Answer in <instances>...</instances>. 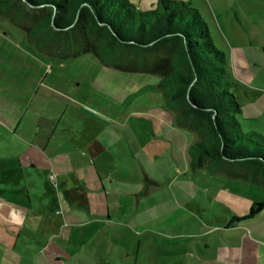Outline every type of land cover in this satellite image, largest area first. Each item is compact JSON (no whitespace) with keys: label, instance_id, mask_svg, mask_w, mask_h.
<instances>
[{"label":"rangeland","instance_id":"rangeland-1","mask_svg":"<svg viewBox=\"0 0 264 264\" xmlns=\"http://www.w3.org/2000/svg\"><path fill=\"white\" fill-rule=\"evenodd\" d=\"M195 4L215 46L228 58L227 78L243 107L237 116L243 131L264 137V46L252 45L256 35L264 42V0H196ZM42 14L25 7L21 17L16 12L11 17L0 15V264H97L75 242L73 234L78 230L80 235L82 228L67 225L60 204L65 195L53 177L66 170L71 158L81 156L84 161L87 146L73 145L72 140L83 145L93 137L107 140L118 160L100 163L97 170L103 184L110 185L115 177L127 192H91L93 202H102L111 216L123 215L125 220L101 229L90 226L85 236L114 238L117 242H107L112 248L99 245L102 253L118 257L116 264H122L121 249H127L130 264H221L222 243L229 252L230 245L237 251L243 246L251 250L250 243L243 245L245 233L260 242L264 264V210L226 231L216 227L235 212L217 198L216 190L236 188L242 197L262 202L264 180L257 178L263 186L217 180L221 184L216 189L203 191L190 166L189 146L196 135L179 127L183 139L176 143L171 139L178 124L175 111L165 104L161 77L106 65L92 52L79 54L74 45L69 56L60 48L50 54L31 42L22 28L32 27ZM236 46L246 50L247 65L234 63ZM235 64L241 72L238 81ZM250 89L259 93L251 98ZM123 124L128 125V137L117 130L124 132ZM48 139L59 143L56 150L44 148ZM141 166L159 185L146 187ZM180 171L190 176H181ZM180 209L192 221L179 219ZM174 235L180 241L166 242ZM62 244L70 250L66 260L58 252ZM246 257L255 258L248 253Z\"/></svg>","mask_w":264,"mask_h":264},{"label":"trees","instance_id":"trees-1","mask_svg":"<svg viewBox=\"0 0 264 264\" xmlns=\"http://www.w3.org/2000/svg\"><path fill=\"white\" fill-rule=\"evenodd\" d=\"M25 7L43 14L32 27H20L50 54L60 48L69 56L74 45L79 54L92 52L120 70L159 75L166 106L198 136L189 150L193 170L264 180V137L243 131L237 117L243 107L227 78L228 58L190 1L158 0L142 10L129 0H0V15L21 17ZM151 185L157 182L147 177L146 187ZM263 210L264 201L256 202L226 227Z\"/></svg>","mask_w":264,"mask_h":264},{"label":"crops","instance_id":"crops-1","mask_svg":"<svg viewBox=\"0 0 264 264\" xmlns=\"http://www.w3.org/2000/svg\"><path fill=\"white\" fill-rule=\"evenodd\" d=\"M157 1L158 0H156V2H151L150 0H138L136 1L135 4H137L142 10H146V9H151V7L153 8L157 4ZM184 1H190L193 4V6H196L195 4L196 0H184ZM252 45H255L257 48L258 47L260 48L261 46H264V42L260 40V38L257 37L256 35L255 37L252 38ZM233 49H234L233 50V61H235L234 63H238L239 65H247L249 58L246 55V50L241 46H236ZM240 75H241V72L240 70H238L235 64V77H236V79L234 78L235 81H238L241 78ZM245 88H248V87L245 86ZM249 91H250L249 95L251 98H254V94L256 95L259 93L257 91L254 92L251 89ZM177 124H178V128L173 129L174 137L171 138L173 141H175V143L178 140H182L184 137L183 136L184 134L182 133V131H180L179 127H184L190 130L193 134L196 135V141L198 140V136L196 132H194L192 129H190L188 126L184 124H179L178 122ZM121 127L124 129L125 133L122 132L121 128L119 129V127H117V130H119L124 136L128 137L129 136L128 125L123 124L121 125ZM61 136H64V135L62 134ZM72 142L74 143L73 145L87 146L88 151L85 153L86 156H85L84 161L79 159V158H82L81 156L75 159L71 158L70 159L71 161L69 160L70 164H67L66 170H61V172L57 176H53L55 181L56 180L58 181L59 190L63 192L65 195L64 201L60 203L62 206V212L65 215L67 225H73L75 228H82L80 235L78 234L79 232L78 230L75 231L73 234L74 240L77 243L80 251H86L89 253V255H92L93 257H95L97 260V264H116V262L118 261V257L117 256L116 258L113 257L112 253L110 254L102 253V246L99 245L100 242H102L105 245H109L107 243L108 241L111 242V240H113L114 242L116 240L114 238H107L108 237L107 234H103L102 236L95 235V236H90L91 240L93 239V237L98 238V239L95 238L96 240L93 243L90 239L89 241L88 238H86L85 231L89 232L90 230L88 228L90 226H92V228L97 227V229H101V227L106 228L108 226L113 225L114 223L121 225L120 223H122L125 220L123 215L121 216V218H118L119 215L117 214H114L115 216H111V211H110L109 206H105L102 202L100 203L98 200L93 202V197L91 196V192H95V193L96 191L102 192L104 191V189H109L112 192H117V193H124V194L127 193L126 190L122 188L123 185L117 183V181L115 180V177H112L110 185L103 184L102 182L103 176L97 170L100 163L104 164V163L118 162L117 157L113 155V151H111V144L105 139L93 137L92 139H89L86 142V144H83V145H81L80 142H76L75 140H72ZM194 143H192L189 146V150H190V147ZM43 145H44V148L46 149L55 148L56 150L58 148L56 146H59V143L54 144V142H52L51 139H48L45 143H43ZM27 160L29 162H32L34 167L37 166L36 162L32 161L31 159H27ZM141 167H142V173L144 176L143 180L146 182V178L148 177L149 179L157 182V185H159V182L155 180L154 178H152L143 166ZM84 169H85V172H84ZM104 173H105V177L109 176V172L107 170H104ZM180 173H181V176H190L188 172L180 171ZM192 174H195L197 176L195 181H200L202 190L207 191V192L208 190H211V187L213 189H216L214 188L216 184H219V185L221 184V182L219 181L216 182L217 180L223 181V179H238L242 182L252 184V182H249L244 178L230 177L223 172L210 173L206 168H201L198 170L192 169ZM179 179L180 177L179 178H177V176L175 177L176 182ZM94 183L96 184V187L94 186ZM254 184H259L263 186L259 182L254 183ZM157 185H153V186H157ZM216 191H217L216 196L219 200H221L227 205L234 207L235 209V212L233 215L225 219V221L222 222L223 224H220V223L216 224L217 225L216 227H223L224 231H226L228 229L238 226L239 224H243L251 220V219L245 220V221H242L236 224L233 227L227 228L226 225L229 223V221L232 219L233 216H245L246 214H248L251 206L256 202H253L251 199H248L246 197H242L241 193L240 192L238 193L236 188L234 192H231V190L225 189L223 187H220ZM94 199L96 200L95 197ZM97 199L100 200L101 198L97 195ZM177 211H176V214L179 217V219L192 221L193 218H190V215L184 213V210L180 209ZM175 221L176 220H171V222H175ZM208 225L211 226L214 224L209 222ZM240 228L246 230L245 229L246 227H240ZM171 239L174 240V242L176 243L180 241L177 235H174L173 238H166V242H170ZM120 241L122 243L121 245H123V242H124L123 239ZM84 242H85V245H84ZM242 242H243V245H245L246 242L250 243L252 245V248H250L251 250L246 251L243 246L242 249L237 251L236 249H234L232 245H230V252H231L230 253L228 248L222 243L224 253H222L221 257H219L218 262H220L221 264H262V261H261L262 252L259 249V246H261L260 242L253 239L250 236V234H247V233L243 234ZM61 246L62 248L59 247L60 250H58V252L63 253L62 258L66 260L68 259L67 257L69 256L70 250L69 248L66 247L65 244H62ZM109 246L111 248L113 247L112 245H109ZM95 248L97 249L96 251H95ZM121 250L122 251L120 255L122 258L121 259L122 264H130L128 262L129 256L127 257L125 253L127 249H121ZM67 251H69V253ZM170 251L171 250H169V252ZM247 253L254 255L255 258H253L252 260L247 259L246 257ZM54 254H55L54 252L51 254L48 253L49 258L51 256L53 257ZM125 258H127L128 260H126ZM233 260H236V262Z\"/></svg>","mask_w":264,"mask_h":264}]
</instances>
